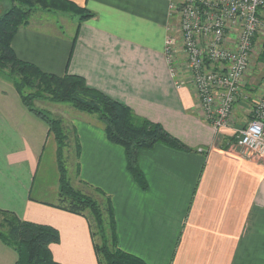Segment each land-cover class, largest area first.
<instances>
[{
	"label": "crops",
	"instance_id": "0c3cea01",
	"mask_svg": "<svg viewBox=\"0 0 264 264\" xmlns=\"http://www.w3.org/2000/svg\"><path fill=\"white\" fill-rule=\"evenodd\" d=\"M71 1L94 16L79 24L77 14L37 9L13 38L17 56L46 72L83 75L189 147L158 142L140 150L143 189L95 114L70 105L57 110L80 138L79 179L112 197L119 246L147 264H264V160L237 143L216 142L239 115L250 118V103L235 104L220 134L205 121L194 90L180 86L165 57L167 28L177 24L171 0ZM2 91L0 208L58 228L61 240L51 248L61 264H99L87 218L56 206L54 133L24 104L13 79ZM16 258L0 239V264Z\"/></svg>",
	"mask_w": 264,
	"mask_h": 264
},
{
	"label": "trees",
	"instance_id": "16d2710c",
	"mask_svg": "<svg viewBox=\"0 0 264 264\" xmlns=\"http://www.w3.org/2000/svg\"><path fill=\"white\" fill-rule=\"evenodd\" d=\"M10 2V7L0 13V68L9 71L24 104L40 117L55 135L60 174L56 206L87 218L99 264H147L141 257L119 246L111 195L79 179L81 144L75 128L68 130L62 118L35 108L32 101L47 97L55 101L69 102L80 111L97 115L104 124L107 138L124 148L127 168L143 189L148 188V182L139 165L140 150L150 149L158 142L185 150L189 147L162 123L137 114L128 104L90 86L83 75L46 72L35 63L17 56L12 46L13 38L18 28L26 25L37 9L77 14L79 24L83 19L94 16L91 10L71 0ZM256 40L257 38H254V42ZM259 59L264 60V40ZM219 138L227 140L228 145L237 142L236 135ZM221 146L228 148L224 144ZM68 147L73 148L76 155V179L80 181L78 185H74L69 177L66 161ZM0 239L16 252L15 264H61L54 258L51 248L52 244L61 240L60 231L55 226L21 219L15 212L0 208Z\"/></svg>",
	"mask_w": 264,
	"mask_h": 264
},
{
	"label": "built area",
	"instance_id": "2783aa9c",
	"mask_svg": "<svg viewBox=\"0 0 264 264\" xmlns=\"http://www.w3.org/2000/svg\"><path fill=\"white\" fill-rule=\"evenodd\" d=\"M174 14L165 42L171 74L179 84L180 69L190 74L201 108L221 131L242 95L254 38H264V0H171ZM252 111L236 143L264 160V93Z\"/></svg>",
	"mask_w": 264,
	"mask_h": 264
},
{
	"label": "rangeland",
	"instance_id": "374dc122",
	"mask_svg": "<svg viewBox=\"0 0 264 264\" xmlns=\"http://www.w3.org/2000/svg\"><path fill=\"white\" fill-rule=\"evenodd\" d=\"M10 5H11L10 0H0V13L2 11H4L6 8L10 7ZM73 16H74V18L78 19L77 15H73ZM263 40H264L263 37H259L255 41L252 53L250 55L249 64L247 66V69L245 71L244 78H243L242 95H240V97H238L239 98L238 101H240V102L243 101L246 103V100H247L250 103V105H248V108H250L249 109L250 110L249 111L250 112L249 113L250 118H248L246 115H239L238 116L239 120H236L237 126H235V124L233 125L234 129H227L226 131L223 130L225 133L230 134L229 136L236 135V138H237V130H240L241 128L245 127L248 124L249 120L252 119V114H251L252 107L255 105V103H257V101L259 100L261 95L264 93V60L259 59V55L261 54L262 49H263ZM165 42H166V40H165ZM165 57L167 59L166 54H165ZM8 72H9L8 70L0 68V94H1V92H3L2 90H4V89L8 90L9 84L12 85V78L13 77H11ZM178 74L180 76V86L181 85H188L195 92V89L191 85L190 74L185 69H180ZM187 80L189 81L188 84H187ZM189 83H190V85H189ZM246 96H248L247 99L245 98ZM198 103H199V101H198ZM32 104L35 108L40 109L44 112H47L54 117L56 116V117H60V118H62V116L57 115V110H59L60 107L65 108L66 105H70L73 109L75 108V106H73L69 102L55 101V100H51L47 97L46 98H37L34 101H32ZM199 105H200V103H199ZM75 109H77V108H75ZM96 117H97V115H96ZM62 119L64 121L65 127L71 131L72 130V123L69 121L66 122V120L64 118H62ZM204 119H205V121L209 122L210 124H213L212 120L210 121V119L207 118L205 113H204ZM229 121H230V119H229ZM215 130H216V128H215ZM233 130H236V131L234 132ZM218 134H220L219 131H218ZM224 141L225 140H223V139L222 140L218 139L216 142L218 144L222 145L224 143ZM67 149L68 150L66 152V161H67V166H68V171H69V177H71V180L74 183V185H78L79 182L76 179V172H75V163L77 161L76 155L74 153L73 148L70 149L68 147Z\"/></svg>",
	"mask_w": 264,
	"mask_h": 264
}]
</instances>
